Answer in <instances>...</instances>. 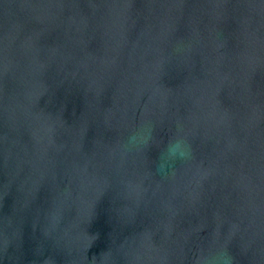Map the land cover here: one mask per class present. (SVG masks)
Returning a JSON list of instances; mask_svg holds the SVG:
<instances>
[{"label":"water","instance_id":"1","mask_svg":"<svg viewBox=\"0 0 264 264\" xmlns=\"http://www.w3.org/2000/svg\"><path fill=\"white\" fill-rule=\"evenodd\" d=\"M220 247L264 264V0H0V264Z\"/></svg>","mask_w":264,"mask_h":264},{"label":"clouds","instance_id":"2","mask_svg":"<svg viewBox=\"0 0 264 264\" xmlns=\"http://www.w3.org/2000/svg\"><path fill=\"white\" fill-rule=\"evenodd\" d=\"M152 139V126L141 125L132 132L124 143L119 146L121 155H127L141 150ZM192 147L188 139L178 135L168 142L160 155V162L156 170L161 175L167 174L168 170L177 161L188 162L192 159ZM202 264H234L232 255L224 247L217 248L211 256L204 258Z\"/></svg>","mask_w":264,"mask_h":264}]
</instances>
